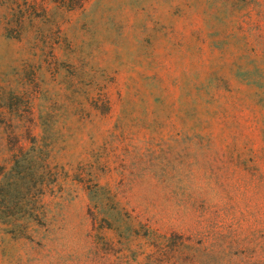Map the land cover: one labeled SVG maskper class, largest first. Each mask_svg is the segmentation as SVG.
I'll use <instances>...</instances> for the list:
<instances>
[{
	"label": "rangeland",
	"instance_id": "rangeland-1",
	"mask_svg": "<svg viewBox=\"0 0 264 264\" xmlns=\"http://www.w3.org/2000/svg\"><path fill=\"white\" fill-rule=\"evenodd\" d=\"M1 24L0 164L21 148L40 177L0 264H264V0Z\"/></svg>",
	"mask_w": 264,
	"mask_h": 264
},
{
	"label": "trees",
	"instance_id": "trees-1",
	"mask_svg": "<svg viewBox=\"0 0 264 264\" xmlns=\"http://www.w3.org/2000/svg\"><path fill=\"white\" fill-rule=\"evenodd\" d=\"M85 2L86 0H26L25 8H5L0 13L1 36L20 40L25 35V27L32 25L38 18L48 21L51 14L76 10ZM10 29L14 30L13 36L7 34ZM8 127L11 133L18 136V126ZM30 131L31 128L26 127V133L31 134ZM21 150L18 148L16 154L0 164V223L7 224L11 230L17 229L22 223L12 218L13 209L27 207L34 187L31 182L40 177V172L32 169L34 161L31 156L26 152L23 153L25 156L22 155ZM39 184L38 189L41 191L42 182Z\"/></svg>",
	"mask_w": 264,
	"mask_h": 264
}]
</instances>
